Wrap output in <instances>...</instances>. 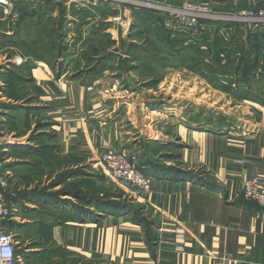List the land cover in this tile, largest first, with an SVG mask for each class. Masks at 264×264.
I'll use <instances>...</instances> for the list:
<instances>
[{
    "label": "crops",
    "instance_id": "obj_1",
    "mask_svg": "<svg viewBox=\"0 0 264 264\" xmlns=\"http://www.w3.org/2000/svg\"><path fill=\"white\" fill-rule=\"evenodd\" d=\"M169 1L179 4L184 0ZM210 2L213 8L222 11L249 5V0ZM57 12L54 9L50 15L56 16ZM235 24H239V28L244 31L241 39H245L244 34L249 29L243 24ZM235 24L221 28V40L233 42V39H240L233 38ZM206 27L199 28L200 32L189 34L192 39L200 37L201 40L195 41L202 50L205 49V42L201 35L205 33ZM230 47L224 46L227 51ZM258 55L260 64L264 65V52ZM254 56V53L246 55V61ZM4 59H0L2 71L6 70L5 67L10 68ZM28 66L22 77H16L24 83L22 92H28L35 98L33 106H37V113L43 119H32L29 122L31 125L20 136L12 137V143L0 146V152L3 153L0 155V171L5 173L17 191L12 204V217L8 221L9 229L16 239L18 234L22 236L24 233L45 236L50 234V230L61 250L82 252L88 259L100 258L112 264H264L261 208L242 195V183L250 177H257L264 186V66H260L262 76L257 80H240L235 85L240 93L249 92L248 95L229 98L231 103H238L233 107L252 109V116L230 121L189 119L190 123L180 129V136L185 140V170L191 171L192 175L200 172V177L186 174L185 180L171 179L163 176V173H157L152 176L153 187L147 194L128 183V188L120 186L124 190L128 189L130 197L155 219L157 239L150 248L139 225L127 222L129 225L113 226L111 223L115 222L116 217L111 215L94 219L93 216L76 214L73 220L69 217L63 222H56L57 217L50 218H56L54 222L43 219L44 210L56 204L42 201L45 197L32 195L39 184L32 181L29 172L37 163L13 154L39 146V153L49 151L59 156H79L88 164L111 149L135 148L129 143L130 136H134L131 135L132 131L139 138L158 143L168 142L171 140L168 134H161L158 129L151 133L138 124V119H154L160 115V111L150 110L148 106L150 91L146 94L142 91L144 97L139 102L138 87L126 88L118 84L120 79L113 78L107 69L101 78L82 85L78 79L71 78L70 67L65 69V63L60 61L40 59ZM0 83L4 89L5 84L2 81ZM204 84L207 86V83ZM127 91L129 96L122 95ZM214 91L223 93L220 89ZM257 91L263 94L254 97L253 92ZM17 120L8 119V125L6 119H1L0 132L6 130L11 135L19 133L12 126ZM31 136H35V139L29 140ZM40 140L47 142L39 145ZM139 160L143 170L151 175L153 166L146 164L141 157ZM93 169V166L87 167L82 179L91 180ZM74 178L73 175L69 180L73 181ZM62 185H55L54 190L58 191ZM61 195L70 197L64 192ZM64 215L72 216V213L66 209ZM118 220L126 223L129 219ZM17 241L19 264H27L28 247L19 239ZM19 251L24 252L25 256Z\"/></svg>",
    "mask_w": 264,
    "mask_h": 264
},
{
    "label": "rangeland",
    "instance_id": "obj_2",
    "mask_svg": "<svg viewBox=\"0 0 264 264\" xmlns=\"http://www.w3.org/2000/svg\"><path fill=\"white\" fill-rule=\"evenodd\" d=\"M193 1L198 2V0ZM24 5L22 14L16 10L17 20L15 22H11L9 18L0 21V59L5 58L6 63L10 64H8L9 69L5 67L8 71L3 72V75L0 74V81L5 84L4 91L0 96V116L7 120L8 125H10L8 119H18L12 126L13 130L19 133L14 132L12 137L20 136L31 125L29 122H32V119H43L37 113V106H33L35 98L28 92H22L21 86L24 83L17 79L24 75L23 71L26 68V71L29 69L28 65L31 66L33 62L38 61L36 58H32L34 57L32 53L35 52L48 56L51 62L65 63V69L70 67L68 69L71 78L78 79L82 85L90 84L101 78L102 73L107 69L113 78L120 79L118 84L126 88H131V85L125 84L124 74L131 77L140 91L139 102L144 97L143 93L146 94L150 91V96H148L150 98L147 100L150 101L148 102L150 105L148 106L151 108L150 110L160 111V115L154 119H138V124L151 133L158 129L159 132H162L161 134H168L171 140L158 143L144 137H136V133L132 131L131 135L134 136H130L129 143L136 146L135 150H138L140 157L142 155L141 160H145L147 152L153 154L157 163L164 168L161 170L153 167L154 174L163 173L167 177H179L178 179L185 180V159H183L185 140H182L179 131L185 127V124L190 123L189 119L230 121L229 119H245V117L253 115L250 108L233 107L238 103L230 102L229 98L232 96L225 92L214 91L218 88L209 83L202 74L196 73V70L204 68V65L202 53L194 46H191L194 48L185 46V53L191 51L193 56L198 59V64H195V60L186 59L185 65L171 66L168 64L165 66L159 60H154L152 56L149 57V55L162 51L161 44L156 43L147 34H137L136 30L132 28L130 31H133L132 35L130 32L125 34L118 22L114 23L116 24L114 27L112 17L116 15V11L103 9L88 13L81 8V13L71 19L73 21L67 19L64 24L58 26L57 16L50 15L52 9L49 6H42L43 10L38 13V7L41 6L34 3L29 5L25 3ZM109 17L110 20H108ZM8 25L9 27L12 25L14 29L9 38L4 34ZM195 38L199 39L191 40H201L198 36ZM43 47L48 50L44 52ZM104 56L110 58L104 60ZM70 58H73V61L72 59L70 61ZM100 60H104L102 64H100ZM135 64L137 66L131 68ZM21 65L27 66L21 68ZM95 68L98 71H94ZM205 68L213 69L212 67ZM152 78H158V81L149 86L148 83ZM204 83H207V86ZM142 91L144 92L141 93ZM9 92L11 97L8 98L6 93ZM129 94V91L122 93L125 96H129ZM232 98L235 99V97ZM2 103H9L13 107H4ZM6 108L7 110H5ZM176 119L178 122H173ZM23 122L26 123L17 124ZM158 126H162V128ZM32 138L35 139V136L29 137V140ZM15 140L14 142H16ZM46 142L47 140H40L38 144ZM40 148L39 146L29 147L13 154L37 163L29 172L32 181L38 182L37 189L44 191L45 198L43 197L42 201H55L56 205L52 207L47 205L50 208L44 210L43 219L54 222L56 218L50 219L51 217H57L58 220L70 217L73 220L76 214L84 217L93 216L94 219L111 215L116 217L115 222L111 223L113 226H125L129 223L139 225L146 241L145 231L148 224L144 223H155V219L151 218L141 204L130 197L128 189L124 190L120 187L125 185L128 188L127 181L113 180L97 157L86 164L79 156H59L57 153L53 154L49 151L39 153L38 149ZM45 153L47 155H44ZM91 166L94 168L93 178L91 180L82 179L86 175V168H91ZM172 168L183 170V172H171ZM73 175L76 178L70 181L69 179ZM59 179L63 184L60 188L62 193L64 192L70 197L58 194L48 195V193L57 191L54 190V185ZM133 205L140 209L137 216H134L136 214L133 211ZM66 209L68 213H72V216L64 215ZM123 218L129 220H126V223L119 222L118 219ZM49 233L45 236L25 235V233L20 236L18 234L17 239L28 247V255L25 259L27 264H112L100 258L88 259L82 252L63 251L57 246L50 230ZM148 247L150 248L149 243Z\"/></svg>",
    "mask_w": 264,
    "mask_h": 264
},
{
    "label": "built area",
    "instance_id": "obj_3",
    "mask_svg": "<svg viewBox=\"0 0 264 264\" xmlns=\"http://www.w3.org/2000/svg\"><path fill=\"white\" fill-rule=\"evenodd\" d=\"M18 0H0L2 16L0 21L7 18L15 22L16 3ZM31 3L45 4L49 2L55 6V10L63 5L66 10V19L76 18L73 10L81 8L95 12L99 8L115 10L116 15L112 22L119 23L125 34L131 31L133 21L132 13L137 9L152 10L155 15L162 17L163 26L175 33L191 34L204 21H221L240 23L249 31H254L264 26V0H249L248 6L231 8L226 11L213 8L210 1L198 2L184 0L176 4L169 0H26ZM16 18V19H15ZM110 20V17L108 18ZM73 21V20H71ZM116 24H114V27ZM14 29L9 27L4 31L5 35H12ZM124 56V55H123ZM126 57V56H124ZM3 85L0 83V96ZM2 116H0V120ZM12 143V135L7 131L0 132V146L4 143ZM100 163L106 168L108 175L113 180H124L131 187L149 193L153 187V177L143 172L140 165L139 152L135 148L126 150L111 149L102 153ZM242 195L246 200L255 202L261 208V221L264 225V186L257 177H250L242 183ZM17 191L8 181L5 173L0 171V264H15L19 258L15 255L18 243L15 234L9 229L8 221L12 217L14 198Z\"/></svg>",
    "mask_w": 264,
    "mask_h": 264
},
{
    "label": "trees",
    "instance_id": "obj_4",
    "mask_svg": "<svg viewBox=\"0 0 264 264\" xmlns=\"http://www.w3.org/2000/svg\"><path fill=\"white\" fill-rule=\"evenodd\" d=\"M25 3L29 5L31 2L26 1V0H18L16 3V10L19 11L20 14L23 13V8L25 7L24 5ZM37 5L41 6V7H38V10H39L38 13H40L43 10L42 6H46V5L49 6V8L52 9V11L55 8V6L49 2H46L45 4H37ZM103 9L105 8H99L98 10L102 11ZM57 10L58 12H57L56 18L58 20L56 19V23L58 26H61L62 24H64L65 21H67L66 15H65L66 10L63 5H60L57 8ZM84 10L88 13L89 12L94 13L86 9ZM111 11H115V10H111ZM78 13H81V9L73 10V15L75 17H77ZM132 21H133L132 29H135L136 30L135 32L137 34L138 33L147 34L149 38H152L156 43L161 44L160 49L162 51L149 55V57L152 56L154 60L156 59L159 60V62H162V64H165V66L168 64L171 66L185 65L186 59L195 60L196 61L195 64H198V59L193 56L191 51H188V53H185V46H187V48L194 46L195 48L199 50L200 53H202L203 65H204V68L201 67L200 69L196 70V73L202 74L203 77L209 83H211L214 87L220 89L221 91L229 94L232 97L237 98L241 94L248 95L249 93V92L248 93L239 92L238 87H236L235 85L236 84L238 85V82H240V80L249 81V79L251 78H253V80H257L259 77L262 76V71L260 70L261 68L260 66H264V65L260 64V58L258 54H261L264 52V26L254 31H248L246 34H244L245 39H241L244 31H242L239 28V24L230 23V22H221V21L201 22L202 24L195 30V32H200L199 28L201 29L203 26L205 25L207 26L206 29L204 30L205 33L201 35L204 39L203 42H205V44H203V46H205V49L202 50L201 45H199L195 40L194 41L191 40L192 38L189 37L191 35L175 33V32H172L166 29L163 26L162 17L155 15V13L152 10H149V9L134 10V12L132 13ZM232 24H235V31H236L233 38L239 37L240 39H238V41H235L236 39L235 40L233 39V42L232 40L225 41L223 39L222 41L221 33H220L221 28L227 25L228 26L232 25ZM132 32H130V35H132ZM7 37L9 38L10 36H7ZM247 44H248V47H247ZM224 46L230 47V49H228L227 51L224 48ZM194 47H191V48H194ZM44 49H45L43 50L44 52L48 50L46 48ZM223 53H226V55L221 56V54ZM250 53H254L255 56L254 58L252 57L251 60L246 61V55ZM32 55L34 56L32 58H36L37 60H40V59L50 60L48 56L42 55L40 54V52L32 53ZM225 56L226 58H223ZM105 58L108 59L110 57L104 56V60ZM104 60H100V64H102ZM223 60L225 61L223 62ZM134 66H137V65L136 64L132 65L131 68H133ZM205 67H210V68L212 67L213 69H206ZM93 70L98 71V69L96 68ZM257 70H260V72L257 73L256 72ZM7 71L6 70L2 71V69L0 68V74H2L3 72H7ZM157 81H158V78H152L148 84L149 86H151V85H154ZM124 82H126V80ZM125 84L127 86H130L127 82ZM6 94L8 98L11 97L10 92ZM253 94H254V97H257V96H261L263 93L257 91V92H253ZM2 105L4 107L11 106L9 103H2ZM5 110H7V108ZM2 154L3 153L0 152V155ZM144 158H145L146 164H149L153 166L154 168H159L161 170H164V168L161 167L158 163L156 165H153L152 163H150L146 155ZM139 159H140V156H139ZM171 170H172L171 172H174V173H177L178 171L183 172V170L180 171V169H177V168H172ZM143 172L148 174L146 170H143ZM186 174L191 176L192 172L191 171L188 172L185 170V175ZM153 175H154V172L151 173V176ZM162 175L166 176L164 174ZM192 176L197 178L201 176V173L196 172V173H193ZM169 178L178 179L179 177H169ZM60 183H62V181L59 179V181H57L55 185L60 184ZM76 185L78 186L79 183L77 182ZM61 190L62 189H59L57 192L48 193V195H51V194L61 195L63 194ZM43 194H44V191L41 189H36L32 191V195L34 196L44 197ZM48 201H51V200H48ZM52 203H55V201ZM133 211L136 214L134 216H137V214L140 213V209L136 205H133ZM66 219L67 218H61V220H57L56 222L58 221L63 222ZM144 224H148V228H146V231H145L146 232V242L147 244L149 243L150 246H152L156 242V239H157L156 231H155L156 225L153 222H150V223L145 222ZM19 253L25 256L24 252L19 251ZM15 255L17 256V250H16ZM15 264H19V261L16 260Z\"/></svg>",
    "mask_w": 264,
    "mask_h": 264
},
{
    "label": "water",
    "instance_id": "obj_5",
    "mask_svg": "<svg viewBox=\"0 0 264 264\" xmlns=\"http://www.w3.org/2000/svg\"><path fill=\"white\" fill-rule=\"evenodd\" d=\"M125 80H126V82H127L129 85H131V87H132L133 89H137V86L134 84V82H133V80L131 79V77L126 76ZM5 144H6V143H4L3 145H5ZM3 145H2V146H3ZM146 157H147L148 161H149L150 163H152L153 165H156V164H157V161H156V159L153 157V154H152L151 152H147V153H146Z\"/></svg>",
    "mask_w": 264,
    "mask_h": 264
},
{
    "label": "flooded vegetation",
    "instance_id": "obj_6",
    "mask_svg": "<svg viewBox=\"0 0 264 264\" xmlns=\"http://www.w3.org/2000/svg\"><path fill=\"white\" fill-rule=\"evenodd\" d=\"M7 112V111H6Z\"/></svg>",
    "mask_w": 264,
    "mask_h": 264
}]
</instances>
